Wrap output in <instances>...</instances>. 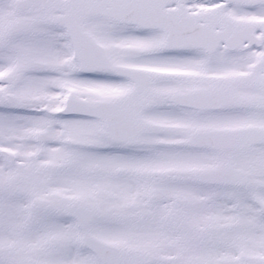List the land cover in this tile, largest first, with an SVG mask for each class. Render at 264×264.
Wrapping results in <instances>:
<instances>
[{
	"label": "snow or ice",
	"instance_id": "1",
	"mask_svg": "<svg viewBox=\"0 0 264 264\" xmlns=\"http://www.w3.org/2000/svg\"><path fill=\"white\" fill-rule=\"evenodd\" d=\"M0 264H264V0H0Z\"/></svg>",
	"mask_w": 264,
	"mask_h": 264
}]
</instances>
